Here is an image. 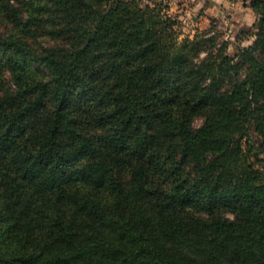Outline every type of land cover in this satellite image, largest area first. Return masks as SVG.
Wrapping results in <instances>:
<instances>
[{
    "label": "trees",
    "instance_id": "trees-1",
    "mask_svg": "<svg viewBox=\"0 0 264 264\" xmlns=\"http://www.w3.org/2000/svg\"><path fill=\"white\" fill-rule=\"evenodd\" d=\"M248 1L254 39L230 55L160 0H0L21 33L0 31V264H264Z\"/></svg>",
    "mask_w": 264,
    "mask_h": 264
},
{
    "label": "rangeland",
    "instance_id": "rangeland-1",
    "mask_svg": "<svg viewBox=\"0 0 264 264\" xmlns=\"http://www.w3.org/2000/svg\"><path fill=\"white\" fill-rule=\"evenodd\" d=\"M20 0H11V4L20 8ZM145 1V0H143ZM167 11L179 20V37L188 35L192 37L195 33L200 35H216V42L227 43V53L237 54L241 47L249 45L254 39L256 24L259 15L249 6L248 0H160ZM21 13V11H20ZM0 31L4 34L15 33L21 35L16 24L7 15L0 13ZM28 43L36 46L37 43L54 45L59 40L41 34L35 39L24 37ZM240 48V49H239ZM239 49V50H238ZM201 56L204 53L201 52ZM5 88L11 86V81L6 74L3 76ZM0 86V92H1ZM201 115H196L193 124L196 126L201 122ZM250 142L258 145L257 138L251 132ZM245 140V139H244ZM257 155V159L254 157ZM250 159L254 165L264 173V150L252 149ZM192 213L198 214L194 209ZM219 214L227 218H233L234 214L228 209H220Z\"/></svg>",
    "mask_w": 264,
    "mask_h": 264
}]
</instances>
